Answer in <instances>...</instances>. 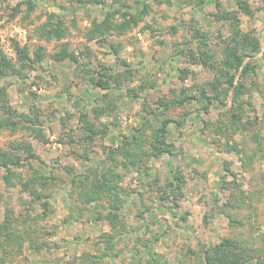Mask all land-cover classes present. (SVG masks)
Returning <instances> with one entry per match:
<instances>
[{
  "label": "rangeland",
  "instance_id": "rangeland-1",
  "mask_svg": "<svg viewBox=\"0 0 264 264\" xmlns=\"http://www.w3.org/2000/svg\"><path fill=\"white\" fill-rule=\"evenodd\" d=\"M107 13L113 26L136 23L88 38ZM50 14L64 37L41 34ZM64 46L75 59L57 57ZM233 52L255 70L240 78L236 99L230 91L210 103L224 96ZM0 59L16 72L0 76V154L9 161L0 164V224L10 218L16 236L7 253L0 237V264H206L205 251L224 239L248 254L245 264H264V0H0ZM127 67L123 83L91 82ZM182 92L199 98L158 105ZM167 117L172 152L116 168L120 209L108 196L86 201L80 179L102 173L139 127L151 134L154 118ZM105 234L115 235L112 248Z\"/></svg>",
  "mask_w": 264,
  "mask_h": 264
},
{
  "label": "trees",
  "instance_id": "trees-1",
  "mask_svg": "<svg viewBox=\"0 0 264 264\" xmlns=\"http://www.w3.org/2000/svg\"><path fill=\"white\" fill-rule=\"evenodd\" d=\"M81 1V0H80ZM91 1V0H88ZM95 2H102L105 0H94ZM117 1V0H114ZM113 14L112 13H107L106 18L100 23L91 28L90 31L86 33V36L88 38H92L95 35H100V36H105L106 33L112 34V30H115L116 34L123 33L124 28L127 26L128 23L131 22V24L136 23V17L131 15L129 19L126 20V22L123 24L122 22L118 25L113 26L114 22L112 21ZM48 28L42 29V35L46 39L49 38H61L62 36L64 37V30L66 27L64 26V22L62 19H60L57 15L50 14L48 15V22H47ZM122 25V26H121ZM130 25V24H129ZM129 25L127 27H129ZM103 36V37H104ZM249 43V44H248ZM248 44L250 45L249 47L251 48V53L253 51H257L259 49V45L261 44L260 41L258 40H248L244 39L242 40V45ZM236 51V50H235ZM204 53L203 51H201ZM60 53V54H59ZM57 54V57H69L70 59H75L73 57V53L70 52L66 46L62 48ZM244 54H241V56L237 54V52H233V63L229 64V66L232 67L233 72H227L226 74V79L224 80L225 83L227 84L226 88H222V91L224 90V96L221 98L218 95H215L213 97L210 96H205L203 92L201 93L202 97H206L208 102L211 103L213 99L218 100V101H226L228 94L230 91L234 93V98L240 94L243 93L244 91V84L240 80V78H244L249 72H253L255 70V66L248 60V62L244 63L243 59ZM124 63V62H123ZM126 64V63H125ZM13 67L10 65H6L4 60L0 59V76H4L8 74L9 71H14L12 69ZM237 72V73H235ZM107 76L106 73H103V75L99 76V78H91V82L95 86H100L104 85V88H110L113 83L115 85L123 83L122 81L127 80L129 76H132V71L129 67L124 69L122 72H119L118 74L110 75L106 79L105 77ZM239 78H238V77ZM144 82L140 83L137 87L140 90H143L147 87L143 84ZM126 91H128L126 94L129 96L132 95L131 93L134 91V89L127 87ZM137 94V93H136ZM135 95V94H134ZM226 95V96H225ZM200 96V97H201ZM195 94H191L189 92H182L181 94H174L171 97H168L167 99H159L158 105L163 106V105H184L188 102H190L192 99H197ZM235 98V99H236ZM107 106H101L98 108L96 114L97 116L102 115L105 111ZM155 108H152L149 106V108L146 109L147 112L155 114V117L159 114L156 113ZM159 108V107H158ZM203 108L207 110V105L203 104ZM85 117V114L82 113V118ZM156 119V123L152 126H148L151 128V134H147L146 131L142 127H139L137 130H135V133H133L130 137H125L124 140H122V145L124 147L116 148V149H111L110 155H108V159L110 160V164L102 173H96L95 171L92 172V174L86 175L83 179H80V186L81 187H88L89 191L87 194L82 192L80 193L85 197V200L88 202L94 201L96 199H100L101 197L108 196L114 203L117 200L116 196L112 192L114 188L118 187V182L123 179L122 173H119L116 171V168L119 166H123L125 168H138L140 169L141 167L145 166L150 160L151 157L161 155L163 153H171L173 150V144L168 141V124L171 123L173 120L171 118H164V119ZM91 125H89L90 129ZM94 132V131H93ZM37 136V135H36ZM39 139L46 141L48 139V132L46 130H40L38 136ZM90 139L92 140L93 137L89 135ZM130 149H129V147ZM138 149V150H135ZM90 150L88 148H85L83 151ZM88 152V151H87ZM3 154V153H2ZM0 154V156H2ZM121 154L122 158L119 159L118 155ZM4 157L2 156L0 158V164L4 163L7 164L9 161L3 159ZM18 162V161H17ZM175 179H179V184L175 185V189H181V182L182 179L179 176H175ZM229 183L236 184V182L230 181L227 182L228 185ZM90 184V185H89ZM171 186H173L171 184ZM33 195H37L36 192H33ZM44 205L47 206V201L44 202ZM120 203L117 204V202L114 204L115 210L120 209ZM106 218L109 219L110 223L112 224V227L117 229L118 235L122 234V224L120 223V219L118 218V214H116L113 211H109L108 215ZM114 222V223H113ZM114 224H116L114 226ZM121 226V227H120ZM124 226V224H123ZM12 227L11 219L6 218V220L0 224V237L1 238V249L3 253H7V250H10V242L16 241V236L13 235V231L10 230ZM113 228V229H114ZM29 231V229H27ZM32 235V232H29ZM28 233V234H29ZM104 239L108 243V249L112 248L114 245L113 239H115V235L113 234H105ZM205 259H206V264H245V262L248 260L249 256L246 252L242 250L241 247H239L233 240H228L224 239L220 244L214 246L213 248H209L205 251ZM87 258V257H85Z\"/></svg>",
  "mask_w": 264,
  "mask_h": 264
}]
</instances>
